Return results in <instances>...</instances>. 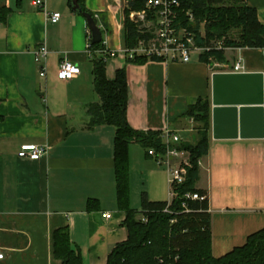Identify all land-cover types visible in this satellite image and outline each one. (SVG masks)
<instances>
[{
	"label": "crops",
	"instance_id": "0c3cea01",
	"mask_svg": "<svg viewBox=\"0 0 264 264\" xmlns=\"http://www.w3.org/2000/svg\"><path fill=\"white\" fill-rule=\"evenodd\" d=\"M0 0L11 8L0 18V264H61L53 255V231L68 226L72 248L82 264H106L110 250L127 237L118 208L111 125L87 127L88 106L98 102L92 62L85 53V18L70 0ZM264 24V0H245ZM97 15L105 40V73L110 80L125 68L128 84L127 120L133 129H168L181 142L195 143L196 124L186 116L197 98L210 103L208 151L199 159L195 187L206 191L212 234V255L220 257L242 245L264 227V137L214 138L212 75L226 72L194 52L188 62L127 61L123 46L125 0H83ZM43 10L59 12V21H46ZM205 27V25H204ZM199 25V30L203 29ZM107 30V31H105ZM204 34V33H203ZM234 34V33H233ZM232 33L229 35H233ZM45 44V78L30 48ZM77 64L80 73L58 76L62 59ZM219 64L241 58L242 72L262 73L259 48L226 47ZM24 143L48 144L46 156L18 158ZM129 156V205L139 210L141 193L151 201L171 199L168 170L158 165L138 143ZM188 153L180 151L177 164ZM95 200L87 209L88 201ZM108 212L109 218L102 214Z\"/></svg>",
	"mask_w": 264,
	"mask_h": 264
},
{
	"label": "trees",
	"instance_id": "16d2710c",
	"mask_svg": "<svg viewBox=\"0 0 264 264\" xmlns=\"http://www.w3.org/2000/svg\"><path fill=\"white\" fill-rule=\"evenodd\" d=\"M125 1L122 40L127 49L132 48L140 38L137 27L129 19V13L131 10L142 9L144 0ZM179 1V25L196 31L200 22L206 21L203 36L196 39L199 46H209L212 41L223 39L225 47H264V24L258 21L255 9L248 6L245 0ZM77 3L82 11L89 12L98 23L95 14L84 7L83 0H77ZM188 10L192 12L193 22L185 15ZM10 11L11 8L0 3V18H5ZM231 33H234L233 36L229 35ZM91 45L95 51L90 58L93 87L99 101L88 106L87 127L111 125L115 129L116 199L118 208L125 213L122 224L127 232L126 239L117 243L108 253L106 264H264V227L249 234L242 245L233 247L224 255H212L208 198L205 190L195 187L199 159L208 151L210 103L206 98H197L188 105L185 113L196 124L197 141L172 144L178 150L187 152L189 161L184 181L172 185L174 196L169 202L151 201L142 192L140 209L130 207V143L140 144L146 152L152 148L157 153H163L166 146L161 131H141L130 126L127 120L128 84L125 68L117 69L115 78L108 79L105 73L108 54L103 52V40ZM222 51L211 48L201 52L199 58L205 62H209L210 58L220 62L223 60ZM147 60L159 59L141 55L127 57V61L136 64H143ZM187 193H197L203 199L186 197ZM93 201H88L87 209L91 208ZM52 248L54 257L61 264H82L79 252L72 248L67 225L53 231Z\"/></svg>",
	"mask_w": 264,
	"mask_h": 264
},
{
	"label": "built area",
	"instance_id": "2783aa9c",
	"mask_svg": "<svg viewBox=\"0 0 264 264\" xmlns=\"http://www.w3.org/2000/svg\"><path fill=\"white\" fill-rule=\"evenodd\" d=\"M35 4L43 8V0H35ZM123 6L122 10L124 11ZM180 8L179 0H144V7L140 10H131L129 19L135 24L140 33V38L132 48H124V52L128 58L141 55L149 59L157 58L164 62H188L194 52H203L211 48L225 49L223 39L214 40L209 46H199L196 43L198 36H203V29L192 31L178 24V9ZM46 21L55 23L60 19L59 12H47L43 10ZM189 21L194 20L190 10L185 11ZM97 17V15H95ZM124 19V17H123ZM206 21L203 20L199 25L204 27ZM105 45V40L102 38ZM91 31L87 27V38L85 53L88 58L94 54L92 49ZM261 54L264 57V47L260 48ZM33 55V60L39 65V76L45 78L46 67L45 60L48 54V48L45 44H39L36 47L30 48ZM106 53V49L103 51ZM214 67L222 68L226 72H242L243 65L241 58L229 68L228 65L219 64L217 61L210 58ZM80 73V68L77 64L64 58L59 62L58 76L61 79H71ZM162 137L165 142L166 149L163 153H157L154 149L149 148L148 154L156 159L158 165H163L168 170L169 182L171 186V194L174 196L172 185L180 184L184 181L187 166L189 162L186 159H181L177 164L172 160L179 157L180 150L173 147L172 144L181 142L178 135L171 133L170 130H163ZM50 146L48 144L40 145L35 143H24L19 146L17 151L18 158H27L30 160H37L41 156H46ZM171 197V198H172ZM186 197L192 199H203L197 193H187ZM171 200V199H170ZM168 200V202L170 201ZM104 218H109L110 214L104 212ZM143 219V218H142ZM4 257L3 252L0 251V259Z\"/></svg>",
	"mask_w": 264,
	"mask_h": 264
},
{
	"label": "water",
	"instance_id": "95a60500",
	"mask_svg": "<svg viewBox=\"0 0 264 264\" xmlns=\"http://www.w3.org/2000/svg\"><path fill=\"white\" fill-rule=\"evenodd\" d=\"M71 8L80 13L91 31L93 44L102 41L100 26L82 11L77 0ZM212 116L214 138L264 137V81L262 73L216 72L212 75Z\"/></svg>",
	"mask_w": 264,
	"mask_h": 264
},
{
	"label": "rangeland",
	"instance_id": "374dc122",
	"mask_svg": "<svg viewBox=\"0 0 264 264\" xmlns=\"http://www.w3.org/2000/svg\"><path fill=\"white\" fill-rule=\"evenodd\" d=\"M236 34V32H234ZM233 36V35H232ZM186 160L188 161V157L186 158ZM189 162V161H188Z\"/></svg>",
	"mask_w": 264,
	"mask_h": 264
}]
</instances>
